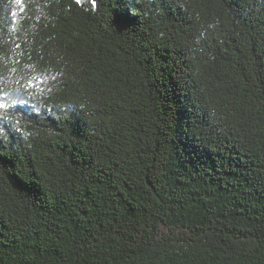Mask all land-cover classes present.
<instances>
[{"label": "trees", "instance_id": "16d2710c", "mask_svg": "<svg viewBox=\"0 0 264 264\" xmlns=\"http://www.w3.org/2000/svg\"><path fill=\"white\" fill-rule=\"evenodd\" d=\"M0 0V264H264V0Z\"/></svg>", "mask_w": 264, "mask_h": 264}, {"label": "snow or ice", "instance_id": "6c2138e0", "mask_svg": "<svg viewBox=\"0 0 264 264\" xmlns=\"http://www.w3.org/2000/svg\"><path fill=\"white\" fill-rule=\"evenodd\" d=\"M17 2L19 3L20 0H17ZM76 2L79 4V3H81V0H76ZM91 2H92V6L95 7L96 6L95 0H91ZM4 107H5V105L0 103V108H4Z\"/></svg>", "mask_w": 264, "mask_h": 264}]
</instances>
